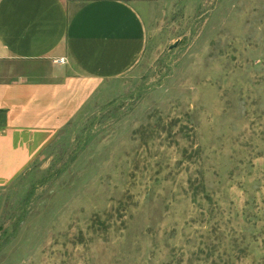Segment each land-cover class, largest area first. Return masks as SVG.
Returning <instances> with one entry per match:
<instances>
[{
	"label": "rangeland",
	"instance_id": "1",
	"mask_svg": "<svg viewBox=\"0 0 264 264\" xmlns=\"http://www.w3.org/2000/svg\"><path fill=\"white\" fill-rule=\"evenodd\" d=\"M134 1L140 64L0 188V264H264V0Z\"/></svg>",
	"mask_w": 264,
	"mask_h": 264
},
{
	"label": "crops",
	"instance_id": "2",
	"mask_svg": "<svg viewBox=\"0 0 264 264\" xmlns=\"http://www.w3.org/2000/svg\"><path fill=\"white\" fill-rule=\"evenodd\" d=\"M134 0H0V188L54 143L148 43ZM64 60V63H61Z\"/></svg>",
	"mask_w": 264,
	"mask_h": 264
},
{
	"label": "water",
	"instance_id": "3",
	"mask_svg": "<svg viewBox=\"0 0 264 264\" xmlns=\"http://www.w3.org/2000/svg\"><path fill=\"white\" fill-rule=\"evenodd\" d=\"M177 46V44L176 45H174V46H172V47H170V49H173V48H175Z\"/></svg>",
	"mask_w": 264,
	"mask_h": 264
},
{
	"label": "built area",
	"instance_id": "4",
	"mask_svg": "<svg viewBox=\"0 0 264 264\" xmlns=\"http://www.w3.org/2000/svg\"><path fill=\"white\" fill-rule=\"evenodd\" d=\"M61 63H64V60H61Z\"/></svg>",
	"mask_w": 264,
	"mask_h": 264
}]
</instances>
